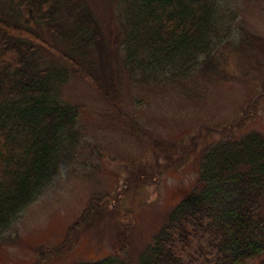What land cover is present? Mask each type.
Segmentation results:
<instances>
[{
  "label": "trees",
  "instance_id": "16d2710c",
  "mask_svg": "<svg viewBox=\"0 0 264 264\" xmlns=\"http://www.w3.org/2000/svg\"><path fill=\"white\" fill-rule=\"evenodd\" d=\"M117 1L106 29L91 0H0V235L75 160L82 107L64 97L73 76L117 106L124 73L184 87L222 75L229 42L237 52L259 42L236 27L231 0ZM213 141L136 264H264V132ZM76 264L134 263L125 250Z\"/></svg>",
  "mask_w": 264,
  "mask_h": 264
},
{
  "label": "rangeland",
  "instance_id": "374dc122",
  "mask_svg": "<svg viewBox=\"0 0 264 264\" xmlns=\"http://www.w3.org/2000/svg\"><path fill=\"white\" fill-rule=\"evenodd\" d=\"M231 1L236 27L259 42L241 52L229 42L220 76L196 74L182 87L138 84L124 73L117 106L72 77L64 97L82 107L75 160L0 235V264H76L125 250L136 264L196 186L213 140L264 132V0ZM91 2L104 27L115 29L118 1Z\"/></svg>",
  "mask_w": 264,
  "mask_h": 264
}]
</instances>
